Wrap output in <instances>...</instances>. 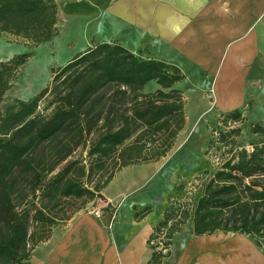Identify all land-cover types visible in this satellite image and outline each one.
I'll list each match as a JSON object with an SVG mask.
<instances>
[{
  "label": "trees",
  "instance_id": "obj_1",
  "mask_svg": "<svg viewBox=\"0 0 264 264\" xmlns=\"http://www.w3.org/2000/svg\"><path fill=\"white\" fill-rule=\"evenodd\" d=\"M57 23L54 0H0V33L40 44L53 39ZM32 55L0 61V102ZM184 79L165 60L117 41L94 42L53 68L35 96L16 99L0 113V264H27L33 249L102 197L122 169L167 157L186 125L185 95L177 86ZM241 118L235 111L224 121ZM251 132L264 136V124H253ZM80 147L86 157L70 159ZM180 191L178 184L168 199ZM187 217L195 235L222 231L264 238V140L224 160ZM175 219L167 204L150 246L163 227L171 244L185 222ZM151 248L149 264H161L169 252Z\"/></svg>",
  "mask_w": 264,
  "mask_h": 264
},
{
  "label": "crops",
  "instance_id": "obj_2",
  "mask_svg": "<svg viewBox=\"0 0 264 264\" xmlns=\"http://www.w3.org/2000/svg\"><path fill=\"white\" fill-rule=\"evenodd\" d=\"M54 1L58 39L70 60L94 42L117 41L179 67L185 79L177 86H206L215 104L218 90L224 92L223 106L233 91L240 97L245 86H264V0ZM167 160L122 169L90 203L104 214L77 212L33 249L27 264H149V240L168 204L162 178ZM114 204L120 206L109 228ZM161 264H264V247L253 235H195L188 227L173 233Z\"/></svg>",
  "mask_w": 264,
  "mask_h": 264
},
{
  "label": "rangeland",
  "instance_id": "obj_3",
  "mask_svg": "<svg viewBox=\"0 0 264 264\" xmlns=\"http://www.w3.org/2000/svg\"><path fill=\"white\" fill-rule=\"evenodd\" d=\"M55 36V43H52V39L49 42L34 44L24 38L0 33V61H7L23 53H33L21 67L13 86L0 102V113H3L5 108L16 99L28 100L35 96L51 80L52 69L70 60L67 57H70L71 51L66 50L61 40L58 39L59 29ZM160 55L165 57V49L161 50ZM143 56L149 58L147 54ZM155 87L152 84L147 89L152 90ZM200 87L205 88V91H201ZM179 88L185 95V113L188 117V124L181 131L174 147L166 157L168 165L162 173V178L164 177L165 180L166 199L171 193H176L178 184L176 178L191 177L206 171L214 172L215 167L230 158L236 150L243 148L252 150L253 146L264 140V136L251 132L253 124H264V86H245L243 93L240 92V97L238 91L231 92V95L225 99L228 106H223L225 97L224 92L220 90H218L219 102L215 104L213 103L214 96L210 97L211 90L206 89V86H191L186 81ZM203 94H205V99L201 98ZM45 105L47 101L41 104L39 111L43 110ZM235 111L241 112V119L219 122V119ZM211 140L215 142L213 150L208 153L207 149ZM86 155L87 149L80 147L70 159L85 158ZM158 162H165V158ZM89 205L80 211L87 212ZM188 227L192 229L190 222L178 224L179 230H187ZM253 237L264 247V238Z\"/></svg>",
  "mask_w": 264,
  "mask_h": 264
},
{
  "label": "built area",
  "instance_id": "obj_4",
  "mask_svg": "<svg viewBox=\"0 0 264 264\" xmlns=\"http://www.w3.org/2000/svg\"><path fill=\"white\" fill-rule=\"evenodd\" d=\"M221 121H224V118L219 119V122ZM228 122H231V120H228ZM214 133L216 134V131H214ZM212 150L213 149L211 148L209 152H211ZM222 162L219 163L218 167H215L216 170L221 168ZM212 175L213 172H201L194 174L191 177H181L178 183L181 186L180 193L168 199V206H170L171 210L174 211V214L176 216L175 220H184L185 222H190L189 217L185 218V215L188 214L190 216L192 214L195 202L202 195V192L211 179ZM119 206V204H114L110 208L111 217L108 225L109 228H112L113 226V223L118 214ZM87 209L88 213L96 216H102L104 214V210L102 208H96L95 206L90 205L89 207H87ZM171 224L172 220L169 221V226ZM167 232L168 227H163L155 237V239L150 242L151 246H155V249L162 252L163 255L167 254L170 250V244L167 243V240H169L167 238Z\"/></svg>",
  "mask_w": 264,
  "mask_h": 264
},
{
  "label": "water",
  "instance_id": "obj_5",
  "mask_svg": "<svg viewBox=\"0 0 264 264\" xmlns=\"http://www.w3.org/2000/svg\"><path fill=\"white\" fill-rule=\"evenodd\" d=\"M57 31H58V30H57V29H55V33H57Z\"/></svg>",
  "mask_w": 264,
  "mask_h": 264
}]
</instances>
